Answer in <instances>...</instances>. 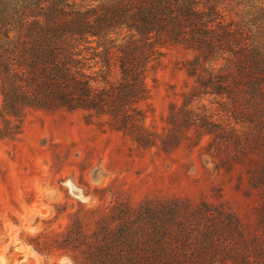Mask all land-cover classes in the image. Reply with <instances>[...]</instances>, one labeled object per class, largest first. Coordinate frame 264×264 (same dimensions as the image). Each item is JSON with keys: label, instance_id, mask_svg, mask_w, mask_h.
Returning <instances> with one entry per match:
<instances>
[{"label": "trees", "instance_id": "obj_1", "mask_svg": "<svg viewBox=\"0 0 264 264\" xmlns=\"http://www.w3.org/2000/svg\"><path fill=\"white\" fill-rule=\"evenodd\" d=\"M183 55L181 101L162 132L147 125V78ZM33 112H83L130 156H188L236 178L245 217L218 196L113 187L80 203L36 249L73 264H264V0H0V140Z\"/></svg>", "mask_w": 264, "mask_h": 264}, {"label": "rangeland", "instance_id": "obj_2", "mask_svg": "<svg viewBox=\"0 0 264 264\" xmlns=\"http://www.w3.org/2000/svg\"><path fill=\"white\" fill-rule=\"evenodd\" d=\"M183 55L167 52L147 78V125L162 132L171 103L181 101ZM130 144L100 136L83 112H33L17 140H0V264H73L59 253H40L36 238L65 230L80 203L97 188L113 187L135 198L147 194L222 199L245 217L254 201L232 180L205 170L188 156L164 162L153 151L130 156Z\"/></svg>", "mask_w": 264, "mask_h": 264}]
</instances>
